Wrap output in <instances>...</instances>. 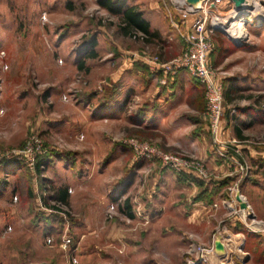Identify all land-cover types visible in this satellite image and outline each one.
Returning <instances> with one entry per match:
<instances>
[{
    "label": "rangeland",
    "instance_id": "obj_1",
    "mask_svg": "<svg viewBox=\"0 0 264 264\" xmlns=\"http://www.w3.org/2000/svg\"><path fill=\"white\" fill-rule=\"evenodd\" d=\"M115 1L158 10L149 14L168 35L124 36L98 0H0V264H264V0L211 7L226 159L214 153L203 85L144 61L184 54L182 25L202 0ZM239 22L246 35L229 34ZM182 74L198 87L191 109L160 123L155 90ZM196 133L202 146L188 141ZM161 154L194 168L166 167ZM63 188L68 207L52 197Z\"/></svg>",
    "mask_w": 264,
    "mask_h": 264
},
{
    "label": "built area",
    "instance_id": "obj_2",
    "mask_svg": "<svg viewBox=\"0 0 264 264\" xmlns=\"http://www.w3.org/2000/svg\"><path fill=\"white\" fill-rule=\"evenodd\" d=\"M222 0H202L197 6L199 9L194 10L196 15L193 17L192 23L189 26V30L186 34L187 49L184 54L173 59L169 63L161 64L156 57L145 56L144 61L151 66L161 65L172 71L179 69L186 70L196 81L200 82L205 91L206 99V115L208 117L210 134L212 138V146L214 153L221 157H227V152L230 149L227 142L220 138L222 115H223V89L222 86L213 80L211 69L208 63V53L211 49L210 32L213 26L216 15L211 11V7L220 4ZM212 15V16H211ZM46 20L45 16L42 17ZM149 154H157L156 152L145 149ZM160 159L166 167L175 169L178 172H190L193 167V162L184 160L181 156L161 154ZM194 168V167H193ZM199 176H204V172L201 169H196ZM235 201L239 205L238 212L246 220V217L250 215L251 207L247 203L246 198L243 195H236ZM223 205H228L227 201L222 202ZM236 204V205H237ZM231 204L230 206H232ZM240 205H244V209ZM217 206V205H215Z\"/></svg>",
    "mask_w": 264,
    "mask_h": 264
},
{
    "label": "crops",
    "instance_id": "obj_3",
    "mask_svg": "<svg viewBox=\"0 0 264 264\" xmlns=\"http://www.w3.org/2000/svg\"><path fill=\"white\" fill-rule=\"evenodd\" d=\"M223 1V0H222ZM221 4V3H220ZM151 10H149L148 12L146 10H144V19L149 23L150 25V29L151 30H156L159 32V34H164L166 31H163V30H160L158 29L156 26H154V24L156 25V22L153 20V18L155 17L152 12V14L150 15L149 12L150 11H154L158 13V10L154 9V8H151ZM159 14V13H158ZM148 16H152V19H149ZM167 20L164 19V22L165 24L167 25L168 21L166 22ZM153 22V24H152ZM192 23V19L190 20H187L186 23H184L182 26V28H185V31H187V28L189 30V26L191 25ZM167 27L169 28V26L167 25ZM171 32V31H170ZM166 34L168 35V32H166ZM165 34V35H166ZM173 37L175 38V34L172 32L171 35H170V38L173 39ZM183 76L181 77H177L173 84V86H171L170 83H173V82H169L168 83L170 84H165V85H162L161 87L157 88L155 91H156V97H155V100L157 102H160L163 103V107H165V105L167 106V109L164 111V114H162V116H160V123H163V121H166V123H168L169 119L172 120V117L173 119L176 117L178 118V115H180V113L182 111H186L187 109H191L189 108V100H187V97H189L190 95H192L193 93L196 92V90L198 89V87L196 86L195 82L192 81L191 79H187L185 77L184 74H182ZM159 78L156 77L153 81L154 83L158 80ZM148 82L147 81V84L145 85L147 88H151L154 87L155 85L153 84V82L149 83L150 85H148ZM164 83V82H162ZM175 85L177 86V88L175 87ZM179 85V86H178ZM179 87V88H178ZM159 92V93H158ZM180 92H183V94L185 95V98H184V101L185 102H182V101H175V99H177V95L180 94ZM149 94H147L148 96ZM189 99V98H188ZM170 105V106H169ZM185 109V110H184ZM177 115V116H176ZM161 125V124H160ZM195 125V124H194ZM192 125V126H194ZM189 126V125H188ZM160 127V126H159ZM158 127V128H159ZM157 128V129H158ZM188 129L190 128L187 127ZM186 128V129H187ZM180 130V129H179ZM183 130V128H182ZM189 131L191 130H188L186 134L184 135H188ZM186 132V131H185ZM197 134V133H196ZM194 134V135H196ZM193 134L187 136L188 137V141H192L194 142L195 144H199L202 146L201 142H199L201 139H202V136L197 134V136L195 137ZM194 137L195 139L194 140H191V138ZM196 150H194L195 152H197L198 154H201L202 156L200 157H203V158H208L207 156V153L204 154L203 150L201 148H195ZM209 149H207V152H208ZM192 151V150H191ZM204 155V156H203ZM185 183H188V182H185Z\"/></svg>",
    "mask_w": 264,
    "mask_h": 264
},
{
    "label": "trees",
    "instance_id": "obj_4",
    "mask_svg": "<svg viewBox=\"0 0 264 264\" xmlns=\"http://www.w3.org/2000/svg\"><path fill=\"white\" fill-rule=\"evenodd\" d=\"M98 4L100 7L109 11L112 15L119 16V24L118 29L119 32L124 36H129L132 34L140 33L144 37V41L146 43H150V38L160 40L161 35L156 30H151L149 23L144 19L143 11H140L135 6H130L127 8H122V6L118 5V2L115 0H98ZM91 45V55L95 56V52L93 51L95 47V40L93 38L89 41ZM83 64H80V68H82ZM226 100L229 101L227 94L225 93ZM39 165V164H38ZM37 165V167H39ZM56 193L52 196L54 197V201L64 207L69 206V197L67 194V189H59L55 191ZM55 208V207H54ZM121 211L127 215V217L132 218L133 214L131 212V206L129 203V199H125Z\"/></svg>",
    "mask_w": 264,
    "mask_h": 264
},
{
    "label": "bare ground",
    "instance_id": "obj_5",
    "mask_svg": "<svg viewBox=\"0 0 264 264\" xmlns=\"http://www.w3.org/2000/svg\"><path fill=\"white\" fill-rule=\"evenodd\" d=\"M248 2V1H247ZM248 4L249 3H243V6L244 7H248ZM240 11V10H239ZM236 12V11H235ZM228 16V15H227ZM232 16H230V18H231ZM234 17H236L235 16V14H234ZM233 17V18H234ZM228 32H229V34H233V35H240V36H245L246 35V33L244 32V29H243V27L241 26V23L239 22V23H236L235 25L233 24V25H231V27H230V29L228 30Z\"/></svg>",
    "mask_w": 264,
    "mask_h": 264
},
{
    "label": "water",
    "instance_id": "obj_6",
    "mask_svg": "<svg viewBox=\"0 0 264 264\" xmlns=\"http://www.w3.org/2000/svg\"><path fill=\"white\" fill-rule=\"evenodd\" d=\"M232 1H234L237 5L243 3V0H232Z\"/></svg>",
    "mask_w": 264,
    "mask_h": 264
}]
</instances>
